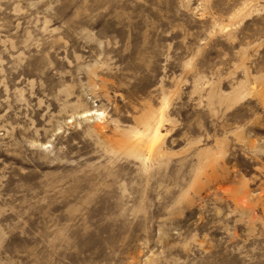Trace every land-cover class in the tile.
Masks as SVG:
<instances>
[{
  "label": "rangeland",
  "instance_id": "rangeland-1",
  "mask_svg": "<svg viewBox=\"0 0 264 264\" xmlns=\"http://www.w3.org/2000/svg\"><path fill=\"white\" fill-rule=\"evenodd\" d=\"M0 264H264V0H0Z\"/></svg>",
  "mask_w": 264,
  "mask_h": 264
},
{
  "label": "bare ground",
  "instance_id": "bare-ground-1",
  "mask_svg": "<svg viewBox=\"0 0 264 264\" xmlns=\"http://www.w3.org/2000/svg\"><path fill=\"white\" fill-rule=\"evenodd\" d=\"M105 115V111L103 110H100V109H87L85 110L83 113H82V118H87V117H98V120L99 119H103ZM163 115L162 117L159 119V120H156L155 123L153 125H150L149 126V134H147L148 137H151V140L149 141L150 144L148 146L149 148V153L145 154L141 149H139L141 146V143L137 142V145L140 146L138 149L135 150V153L143 158V162H148L150 160V156H151V153H152V150L154 148V145L155 143H157L161 137L163 136V133L161 131V128L163 126ZM138 134H141V133H138L136 132V135ZM152 142V143H151Z\"/></svg>",
  "mask_w": 264,
  "mask_h": 264
}]
</instances>
